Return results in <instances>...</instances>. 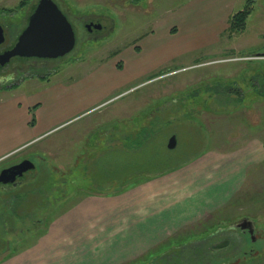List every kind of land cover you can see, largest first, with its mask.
Returning <instances> with one entry per match:
<instances>
[{
  "label": "rangeland",
  "instance_id": "1",
  "mask_svg": "<svg viewBox=\"0 0 264 264\" xmlns=\"http://www.w3.org/2000/svg\"><path fill=\"white\" fill-rule=\"evenodd\" d=\"M22 1L0 0L6 42L38 2ZM54 1L73 51L51 70L0 79V154L15 143L14 103L37 105V119L42 102L52 123L0 158V172L36 165L19 187H0V264H264V149L254 146L264 144V0L234 34L217 28L224 7L211 0ZM89 18L113 30L88 40ZM167 168L174 175L147 178ZM246 217L257 232L229 229Z\"/></svg>",
  "mask_w": 264,
  "mask_h": 264
},
{
  "label": "water",
  "instance_id": "2",
  "mask_svg": "<svg viewBox=\"0 0 264 264\" xmlns=\"http://www.w3.org/2000/svg\"><path fill=\"white\" fill-rule=\"evenodd\" d=\"M5 41L4 28L0 24V44ZM76 46V34L72 23L54 0H40L28 20L27 26L19 35L15 45L0 54V68H3L15 57L56 59L71 53ZM168 147H177V138L169 139ZM36 170L30 159L10 166L0 172V185L7 189L18 178ZM254 233V225L245 219L237 225Z\"/></svg>",
  "mask_w": 264,
  "mask_h": 264
},
{
  "label": "flooded vegetation",
  "instance_id": "3",
  "mask_svg": "<svg viewBox=\"0 0 264 264\" xmlns=\"http://www.w3.org/2000/svg\"><path fill=\"white\" fill-rule=\"evenodd\" d=\"M39 1L40 0H38V2L30 8L28 20H29V17L31 16V14L34 12ZM1 25L4 28L5 40H6L7 34L11 33L10 27L8 24H5V23H2ZM84 26H85V29L87 32V39L88 40L99 39L100 37L104 36L106 33L111 32L113 30V25H112L111 21L109 20L106 22L102 18H89L85 21ZM19 35L17 36L14 43L6 42V41L1 43L0 44V54L11 49L15 45V43L17 42ZM76 38H77V36H76ZM66 56L56 58V59H42V58H35V57H33V58L15 57L9 63H7L3 68H0V79L4 80L3 85L6 84L7 86H9L8 83L10 81H12L16 75H26V76L31 77V75H36L39 71L51 70L55 64H57L62 58L66 57ZM39 76L42 77L41 75H39ZM98 141H100V140H98ZM29 174L34 175V173L32 171H30V172L25 174L24 178H18L15 183H17V184L21 183L22 184V182H24L26 179V175H29ZM13 187H14V183L11 184V186H9L7 189H10ZM242 221H244V218L241 219V221H238L236 225H238ZM230 228H232V229H238L239 228L244 233L248 232V229H243L242 227H238V226L233 227L231 225V226H229V229ZM254 232H257L256 229L254 230Z\"/></svg>",
  "mask_w": 264,
  "mask_h": 264
},
{
  "label": "crops",
  "instance_id": "4",
  "mask_svg": "<svg viewBox=\"0 0 264 264\" xmlns=\"http://www.w3.org/2000/svg\"><path fill=\"white\" fill-rule=\"evenodd\" d=\"M210 2L213 5H221L222 7H224L223 14L219 15L220 19H219L217 28L221 29V33L226 32L228 30V27H229L228 21H229V18L232 16L231 15L232 13H230V11H226L227 8L225 5H228L230 3V0H211ZM176 28H178V27H176ZM176 28L174 30V26H173V27H171L170 30H173V32H175V31H177ZM215 31L216 30L214 28V32ZM31 108H32V104L31 105L30 104L23 105V108H21V104L19 102L16 104L14 103L12 105V109L14 111V114H17V117H19L18 121H20V124L18 123L19 126L16 128V131L14 132V134L16 135L15 136L16 137L15 143L13 144V146L11 147L10 150L4 151L3 154L1 153L0 158L12 154V152H14L20 146L25 145L27 143H30V142L38 139L39 137L43 136L44 134H46L47 132H49L51 130L52 123L48 124L49 122H48L47 117L43 116V113H42V109H43L42 102H40V107L38 106V109H37V115H36L37 119H36L35 125H32L30 123V121H31L30 109ZM257 143H255L254 146H256L259 150H260V147L264 149V144H262L258 141H257ZM253 148H251V149L253 150ZM203 155H205V153L201 154V157ZM198 157H199V155H198ZM198 157L194 158V161L197 160ZM261 157H262V160H264V151L263 150L261 153ZM194 161L187 162L183 166H181L180 168L173 170V171H176L174 173L176 174L178 172H181V171L188 169L194 163ZM254 162H257V161L254 160ZM263 163H264V161H263ZM173 171H170L168 173L171 175H174ZM168 173H165V174H168ZM163 177H166V175ZM154 179H160V178L156 177ZM213 195L214 194L212 193V199L209 197L207 198L208 205L210 206L211 209L213 208V206H215V204H214L215 200L213 199ZM246 219L251 221V218L246 217ZM256 229H258V228H256Z\"/></svg>",
  "mask_w": 264,
  "mask_h": 264
},
{
  "label": "trees",
  "instance_id": "5",
  "mask_svg": "<svg viewBox=\"0 0 264 264\" xmlns=\"http://www.w3.org/2000/svg\"><path fill=\"white\" fill-rule=\"evenodd\" d=\"M27 1L28 0H23L20 3V6L21 7L25 6L28 3ZM255 7H256V1L255 0H247V2H246V4H245V6H244L243 9H241V10L233 13L232 16L229 18V21H228V24H229V27H228L229 33H231V34H234V33H243L247 29L248 20L251 17V15L254 13ZM36 107H37V105L34 108H31L30 109V112L34 111L36 109ZM35 122H36L35 114L32 113L31 114V121H30V123L32 125H35ZM142 133L148 134V130H144V132H142ZM137 142L138 143H141L140 140H138ZM140 150H141V148L139 149V151ZM166 171L170 172V171H172V168L171 169H168L167 168ZM166 171L159 172V174L158 173H152L151 177L150 176L149 177L147 176V178L150 179V180H152V179H154L156 177H159V176H161V175H163L165 173H168ZM138 173L139 174L137 176L139 177L140 175H142V174H144L146 172L142 173L141 171H139ZM146 180H144V181H146ZM10 220H12V219H10Z\"/></svg>",
  "mask_w": 264,
  "mask_h": 264
}]
</instances>
